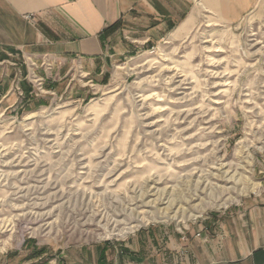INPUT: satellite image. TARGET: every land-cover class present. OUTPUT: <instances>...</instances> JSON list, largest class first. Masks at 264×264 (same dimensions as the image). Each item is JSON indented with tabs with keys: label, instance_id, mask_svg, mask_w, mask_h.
<instances>
[{
	"label": "rangeland",
	"instance_id": "374dc122",
	"mask_svg": "<svg viewBox=\"0 0 264 264\" xmlns=\"http://www.w3.org/2000/svg\"><path fill=\"white\" fill-rule=\"evenodd\" d=\"M245 7L234 20L201 9L103 83L75 71L71 93L13 69L0 102V264L190 226L264 190V0Z\"/></svg>",
	"mask_w": 264,
	"mask_h": 264
},
{
	"label": "crops",
	"instance_id": "0c3cea01",
	"mask_svg": "<svg viewBox=\"0 0 264 264\" xmlns=\"http://www.w3.org/2000/svg\"><path fill=\"white\" fill-rule=\"evenodd\" d=\"M254 1L0 0V102L13 69L22 77L31 70L52 93H71L75 71L103 83L115 63L191 26L201 9L234 20ZM51 264H264V190L190 226H147Z\"/></svg>",
	"mask_w": 264,
	"mask_h": 264
},
{
	"label": "bare ground",
	"instance_id": "6f19581e",
	"mask_svg": "<svg viewBox=\"0 0 264 264\" xmlns=\"http://www.w3.org/2000/svg\"><path fill=\"white\" fill-rule=\"evenodd\" d=\"M244 190H240V192H243ZM239 192V191H238ZM176 215V214H175ZM110 235H112V236H116V237H120V236H117V234H114V233H111ZM124 236V235H123ZM122 236V237H123Z\"/></svg>",
	"mask_w": 264,
	"mask_h": 264
}]
</instances>
